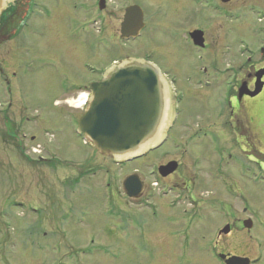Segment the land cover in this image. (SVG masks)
I'll list each match as a JSON object with an SVG mask.
<instances>
[{
  "label": "rangeland",
  "instance_id": "1",
  "mask_svg": "<svg viewBox=\"0 0 264 264\" xmlns=\"http://www.w3.org/2000/svg\"><path fill=\"white\" fill-rule=\"evenodd\" d=\"M42 2L45 8L21 23V14L16 13L12 21L17 34H9L13 40L0 48V67L12 91L9 97L4 77L0 76V109L12 103L10 110L0 111V264H215L208 256L210 247L223 253L233 249L242 253L248 245L263 255L264 262V208L256 205L257 230L251 244H245L238 234L216 238L214 211L219 212V222L215 224L222 229L230 222L227 211L243 218V203L240 198L235 202L226 197L219 187L204 184L196 190L192 188L200 200L201 233L187 237L182 250H169L165 242L176 243L174 229L153 233L155 229L149 226L152 214L140 212L129 203L121 182L136 171L132 175L149 183L155 162L163 164V160L175 158L183 164L170 181L180 184L183 177L178 176L188 178L192 174L188 150L181 156L167 147L164 154L116 166L113 158L100 155L77 134L82 111L70 105L101 81L115 62L137 59L156 65L172 84L168 82L164 119H173L176 109L177 120L191 122L193 129L201 125L213 133L229 132L222 124L226 117L221 120L213 115L220 84L212 89L197 85L201 68L212 64L199 59L200 54L183 31L203 30L207 42L214 43L218 30L224 27L223 21L209 20L205 15L199 22L200 8L187 0L181 6H173L169 0H108L101 13L104 26L94 10L89 15L85 0ZM95 2L92 0L93 9ZM131 6L143 10L146 25L135 41L125 43L119 39L121 10ZM252 21L235 23L233 38L237 47L240 39L254 43L249 27L245 29ZM241 51L239 48L237 54ZM172 88L177 90L174 102H170ZM208 97L212 101L207 103ZM182 131L190 134V129ZM225 142L240 154L241 145L231 143L230 137ZM203 146L207 153L208 144ZM208 154L202 166L204 183H209L214 163L219 170L232 171L237 166L234 154L233 160L223 165L214 154L215 160ZM253 154L242 168L261 165L260 157ZM38 157L50 158L51 162ZM103 168L106 174L100 171ZM237 178L232 179L236 186ZM229 203L233 210L227 206Z\"/></svg>",
  "mask_w": 264,
  "mask_h": 264
},
{
  "label": "flooded vegetation",
  "instance_id": "2",
  "mask_svg": "<svg viewBox=\"0 0 264 264\" xmlns=\"http://www.w3.org/2000/svg\"><path fill=\"white\" fill-rule=\"evenodd\" d=\"M183 1L184 0H169V3H172L173 6H181ZM187 1H189L191 6L197 9L200 8L197 14V16L200 14L202 15L198 19L199 22L203 21L205 19L204 16L207 15V19H214L216 21L221 19L224 24V27L218 30L217 42L208 43L206 39L207 34L202 30V45L198 47L192 46L200 54L199 59L201 61L212 64L210 68L205 66L201 68V79H198L197 85L201 86L203 89H212L217 83L220 84L221 91L214 97L213 115L215 118L221 120L223 117H226V120H222V124L224 127L226 125L229 128V132H224L222 134L216 131V133H213L211 130H204L201 125H196L197 128H194L195 131L192 128L191 122L177 120V111L174 109V118L171 120L165 119L163 121L164 128L158 138L150 144L147 154L123 162H116L113 160V163L116 166L124 167L151 155H157L158 153L164 154L166 153L165 150L167 147L172 150L171 153H177L181 156L188 150V154L191 157V177L187 178L184 175L178 176L183 177V179H180V184L177 182L175 183V181H170L180 172L183 162L181 163L179 159L168 158L167 160H163V164L155 162L151 172V182H143L141 178L137 176V179L143 183L140 197L137 199H129L123 193L124 196L127 197L126 199L129 200V203H133L132 206L137 207L138 211H148L152 214L151 220H153V222L151 223L150 221L149 226L155 229L152 230L153 233L164 230L167 231L168 228L174 229L176 243L168 240L166 241L168 244L165 242V245L169 250L179 251L183 249L181 244L187 237H195V234L199 235L201 233L198 227H202L203 222L200 220L201 214L198 213L200 200L195 192L196 187L204 185L214 189L219 187L224 195L231 200L235 202L239 200V198L240 201L242 200L243 208L240 213L243 215V218H238L231 213L229 214V211H227L226 213L228 218L230 217V222L220 229L219 225L215 224L219 222V212L215 210L214 216H217L215 217L217 221L214 220L213 223L214 236L216 235V238H220L221 235L230 236L238 234L242 236L243 242L245 240V244H251L253 241L252 234L257 230L255 223L257 216L256 205L260 204L264 208V0ZM42 3V0H10L7 8L0 16V48L2 44L10 42L11 35L9 34H17L15 30L16 24L14 28V23L12 21L16 13L21 14L18 20L19 23H21L25 19L27 20L28 15L44 9L45 7L42 6ZM91 3L92 0H85V6L89 8V15L92 13V10H94L97 15L96 18L105 26V20L101 13L105 10L108 0L104 3V8L102 10L100 9V0H96L94 9L93 3ZM126 9L127 8L121 10V24ZM177 11L172 13H178ZM86 15H88L87 12ZM251 19H253V21L251 24L249 23V26L245 25V29L247 30L249 27L248 32L252 33L255 41L254 43H249L244 39H240L237 47L236 40L233 38L235 35V23L243 21L250 22ZM144 20L145 16L143 13V21ZM145 25L146 23H144V26ZM183 31L186 32V36L189 38L191 34L190 31L184 29ZM12 40L13 39H11V41ZM135 40L136 39H120L121 42L125 43ZM243 42H245L246 45ZM239 48H241L242 51L237 54ZM237 63L241 65L236 67ZM2 67L3 66L0 67V76L4 77L3 82L6 84L7 93L10 97L12 91L9 86L11 83ZM259 75L261 78L258 81ZM164 76L166 77V75ZM168 82L170 81L168 80ZM257 83L262 84V89L256 96H251L250 94L255 91ZM87 88L88 87L84 90ZM89 93L90 91H88V94ZM172 94L173 98L170 99V102L176 101L177 90L173 89ZM208 98L209 100H207V103L212 101L210 97ZM11 105L12 103L10 101L5 108L0 109V111L4 112L10 110ZM209 107H212L211 104H209ZM25 121H28V119L25 118ZM189 129L190 134L188 135L182 131ZM229 137L231 138V143H234V145L236 143L241 145L238 147L240 154L232 150L231 146H227L230 143H226L225 140ZM23 138H25V136ZM204 143H207L209 146V151L207 153H205L206 148L203 146ZM208 153L211 154V159L213 160H215L213 157L214 154L217 160L222 161V165L225 161L226 164H228L233 160L232 154H234L237 158V166L232 171L225 170L224 168L219 170V168L215 167L214 163V167L211 166L209 170L212 175L209 183H204L205 180L202 176L204 169L202 166L207 160L204 158H209ZM252 153L260 157L262 161L261 165L255 169L242 168V164L250 162L249 159ZM42 159V161L46 160L51 162L50 158ZM51 159L53 160V158ZM211 159H209V161ZM169 164H172V167H174L173 171H171L172 168H168L170 169L167 170L168 172L161 171V168ZM102 170L104 174L107 173V169H100V171ZM134 172L136 171L128 174L125 179L132 174H136ZM162 173H166V175L163 176ZM94 175L95 173L91 174V176ZM234 176L238 177L237 180H239V185L242 188L237 183V186L233 183L232 179ZM167 180L169 182L166 183ZM123 181L121 182L122 189ZM106 186H108L107 183ZM193 187H195V190L192 189ZM168 197L170 198L167 200ZM210 202L214 203L215 201L212 199ZM227 206L230 210H233L230 203ZM250 208H253L254 211ZM188 211H190L189 216ZM141 223H139V225H141ZM225 228L228 229V233L221 234V231ZM194 229H198L199 232H193ZM167 235L168 234H166V236ZM247 240L248 243L246 242ZM209 252L208 256L212 262H217L215 264H225L224 261L220 259V255H224L226 259L229 257L246 258L250 261L249 264H264L262 260L263 255L261 253H256V248H251L249 245L245 246L244 252L242 253L237 249H233V252L230 253L219 252L215 246L210 247Z\"/></svg>",
  "mask_w": 264,
  "mask_h": 264
},
{
  "label": "water",
  "instance_id": "3",
  "mask_svg": "<svg viewBox=\"0 0 264 264\" xmlns=\"http://www.w3.org/2000/svg\"><path fill=\"white\" fill-rule=\"evenodd\" d=\"M10 0H0V16ZM105 0H100V9ZM144 28L143 11L139 6L125 10L120 39H135ZM194 46H201V32L190 34ZM261 76H258V81ZM257 83L251 96L260 93ZM167 88L159 70L152 64L126 59L112 67L98 83L91 85L90 100L77 122V133L87 138L102 156L114 160L132 159L142 154L163 130L167 106ZM169 164L161 168L168 172ZM163 176L166 173H162ZM143 183L137 175L123 181V191L129 199H137ZM225 228L221 234H227ZM225 264H249L246 258L220 255Z\"/></svg>",
  "mask_w": 264,
  "mask_h": 264
},
{
  "label": "bare ground",
  "instance_id": "4",
  "mask_svg": "<svg viewBox=\"0 0 264 264\" xmlns=\"http://www.w3.org/2000/svg\"><path fill=\"white\" fill-rule=\"evenodd\" d=\"M86 96H84L83 98H81L79 101H77V102H75V101H73V102H70L71 104V106H75V107H78V106H82V105H84V103H85V101H86Z\"/></svg>",
  "mask_w": 264,
  "mask_h": 264
}]
</instances>
